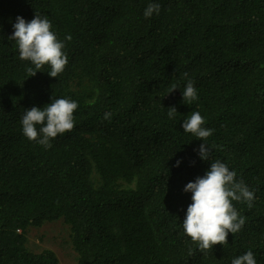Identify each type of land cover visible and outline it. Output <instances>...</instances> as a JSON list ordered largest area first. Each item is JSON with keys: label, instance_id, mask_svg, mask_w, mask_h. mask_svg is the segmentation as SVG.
<instances>
[{"label": "trees", "instance_id": "1", "mask_svg": "<svg viewBox=\"0 0 264 264\" xmlns=\"http://www.w3.org/2000/svg\"><path fill=\"white\" fill-rule=\"evenodd\" d=\"M149 3L160 12L145 18ZM35 14L65 44L56 78L9 39ZM60 98L78 104L74 129L51 148L29 141L24 111ZM192 111L213 130L208 161L182 127ZM212 158L255 197L233 202L240 231L201 251L182 227L184 188ZM48 227L66 229L52 239L68 264H232L248 251L264 264V0H0V264H67L34 244Z\"/></svg>", "mask_w": 264, "mask_h": 264}, {"label": "clouds", "instance_id": "2", "mask_svg": "<svg viewBox=\"0 0 264 264\" xmlns=\"http://www.w3.org/2000/svg\"><path fill=\"white\" fill-rule=\"evenodd\" d=\"M160 4L149 3L144 11L145 18L153 13L159 14ZM14 34L9 37L16 42L19 58L29 61L36 70L44 66L50 67L48 75L56 78L63 73L68 64V57L64 52L65 44L58 39L52 30V24L47 17L35 14L30 22L17 17L13 25ZM71 40V36L66 37ZM30 77L37 72L33 67H28ZM187 75V74H185ZM175 88L172 89L173 92ZM170 92V93H171ZM183 100L189 103L197 100V90L191 80L182 92ZM78 108L75 101L60 98L42 109L33 107L24 111L22 116L23 135L45 148H51V140L59 135L70 132L75 127L74 112ZM177 114L175 107L169 108L168 116L173 118ZM111 113L107 112L104 119L110 120ZM204 118L198 111H192L182 125L184 132L191 133L204 143L198 148L199 158L208 161L212 157V148L206 143L213 133L212 129L203 127ZM180 161L175 165L178 167ZM236 172L230 171L228 166L219 159H213L210 170L203 177H198L195 182H189L185 192L192 194V203L188 206L182 227L184 233L198 244L201 251L212 249L215 245L227 243L228 234H235L245 224V218L240 216L233 202H247L248 207L253 206L255 194L250 191L244 182L236 180ZM232 264H257L252 251L240 255L232 260Z\"/></svg>", "mask_w": 264, "mask_h": 264}, {"label": "rangeland", "instance_id": "3", "mask_svg": "<svg viewBox=\"0 0 264 264\" xmlns=\"http://www.w3.org/2000/svg\"><path fill=\"white\" fill-rule=\"evenodd\" d=\"M57 222L61 223L62 220L60 219ZM45 232H46L47 236L44 238L43 242H40L39 239L35 238L34 241H33L34 244L37 245L38 247H43V248L47 247V248H49L51 250H55L56 249V252L60 251L61 256H59V257L61 259H62V257L64 258V260H65L64 263H67V264L70 263L69 257L68 256H63L64 253L68 254V251L67 250L66 251L59 250V248L57 247V243L58 242H56L55 240L52 239L53 234L57 235L58 238L63 239L62 236L64 237V235H66V229L65 228H58V227H48V228L45 229Z\"/></svg>", "mask_w": 264, "mask_h": 264}]
</instances>
